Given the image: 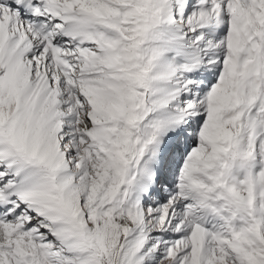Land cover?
Segmentation results:
<instances>
[{"label": "snow or ice", "instance_id": "1", "mask_svg": "<svg viewBox=\"0 0 264 264\" xmlns=\"http://www.w3.org/2000/svg\"><path fill=\"white\" fill-rule=\"evenodd\" d=\"M0 264H264V0H0Z\"/></svg>", "mask_w": 264, "mask_h": 264}]
</instances>
